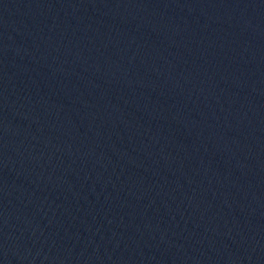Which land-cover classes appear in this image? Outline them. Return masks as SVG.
Masks as SVG:
<instances>
[{"label": "water", "instance_id": "1", "mask_svg": "<svg viewBox=\"0 0 264 264\" xmlns=\"http://www.w3.org/2000/svg\"><path fill=\"white\" fill-rule=\"evenodd\" d=\"M82 0H0V22L30 16Z\"/></svg>", "mask_w": 264, "mask_h": 264}]
</instances>
